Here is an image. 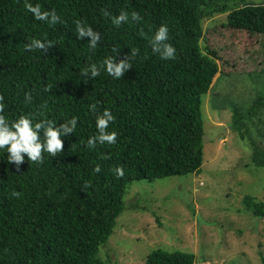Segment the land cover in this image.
Instances as JSON below:
<instances>
[{
    "label": "trees",
    "instance_id": "trees-1",
    "mask_svg": "<svg viewBox=\"0 0 264 264\" xmlns=\"http://www.w3.org/2000/svg\"><path fill=\"white\" fill-rule=\"evenodd\" d=\"M29 2L42 11L55 10L62 22L49 26L26 12L24 0H0L4 112L13 120L38 113L44 105L43 118L57 125L72 116L78 120L76 131L62 137L61 152L55 157L43 153L38 165L22 153L24 160L17 167L0 150V264H106L100 248L126 208L129 184L202 172L203 99L216 93L224 74L238 71L236 67L221 71L217 52L202 45L204 19L228 13L226 27L264 37V2L236 0L232 6L216 5L214 0ZM121 11L137 12L141 20L114 26L111 18ZM74 21L100 34L95 50L88 49L89 37L76 39ZM161 24L169 29L173 59L162 60L151 51L149 40ZM32 39L56 44L44 52L29 51L26 45ZM131 48L138 55L120 79L101 71L82 80L80 71L88 64L108 56L119 61ZM47 85L52 87L44 91ZM25 93L32 97L28 103ZM229 107L232 127L243 136L244 116L237 107ZM104 109L114 116L109 128L117 132L116 143L89 149L86 142L96 134V114ZM252 158L264 167L257 147ZM96 165L98 173L93 172ZM117 167L123 170L120 177L114 173ZM13 191L19 197L12 196ZM255 191L243 196V207L252 216L264 217V199ZM261 256L264 261V253ZM144 264H196V254L156 249Z\"/></svg>",
    "mask_w": 264,
    "mask_h": 264
},
{
    "label": "rangeland",
    "instance_id": "rangeland-1",
    "mask_svg": "<svg viewBox=\"0 0 264 264\" xmlns=\"http://www.w3.org/2000/svg\"><path fill=\"white\" fill-rule=\"evenodd\" d=\"M227 15L203 21L202 45L217 52L221 71H238L224 74L216 93L203 99L202 172L129 184L126 208L100 248L106 264H144L156 249L195 253L196 264H264V217L242 204L254 190L264 199V167L252 158L257 147L264 159V37L226 27ZM229 106L244 116L243 136L232 127Z\"/></svg>",
    "mask_w": 264,
    "mask_h": 264
},
{
    "label": "clouds",
    "instance_id": "clouds-1",
    "mask_svg": "<svg viewBox=\"0 0 264 264\" xmlns=\"http://www.w3.org/2000/svg\"><path fill=\"white\" fill-rule=\"evenodd\" d=\"M26 12L31 13L33 18L37 21L46 22L49 26H53L60 21L59 16L55 10L42 11L40 5H33L29 0H24L23 4ZM108 15V13H105ZM141 20L140 15L137 12H131L130 14L121 11L119 15L111 18V23L114 26H119L124 22H135ZM76 39H82L89 37L88 49L95 50L98 42L100 41V34L94 31L87 24H82L80 21H74ZM169 29L166 24H161L151 36L149 43L151 51L157 54L162 60H169L174 58L175 48L168 43ZM56 44L51 40L44 39H32L26 45V49L29 51L40 50L44 52L46 49ZM116 52V49L114 50ZM138 55V50L131 48L130 54L126 58L119 61H115L114 57L108 56L100 63H90L80 71V76L85 82L90 78L93 79L100 75L101 71L111 76L113 79H120L122 74L127 71L131 66L133 60ZM52 85H47L44 91L50 90ZM4 97L0 96V150H5L6 160L9 163H14L17 167L20 165L26 154L27 160L34 164H40L43 162V153H47L50 157L57 156L62 150V137L68 133H74L77 128L76 116H72L64 123H59L43 118L44 117V105L41 106L38 113H25L19 115L13 120H9L6 116L4 109L5 104L3 102ZM32 100V97L25 93L24 102L28 103ZM94 104L89 105L90 110L95 109ZM41 117L37 119L36 116ZM114 121L112 112L108 109H104L102 112L96 114L95 128L96 134L90 136L87 139L86 146L89 149L95 148L97 144L101 145H113L116 143L117 132L111 130L109 125ZM94 173L100 172V166L96 165L93 168ZM114 173L117 177L123 175V170L120 167L115 168ZM87 187L88 184L85 183ZM14 197H19V193L13 191L11 193Z\"/></svg>",
    "mask_w": 264,
    "mask_h": 264
}]
</instances>
